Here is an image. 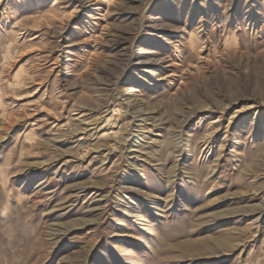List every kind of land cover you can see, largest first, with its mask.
I'll list each match as a JSON object with an SVG mask.
<instances>
[{
  "label": "rangeland",
  "instance_id": "374dc122",
  "mask_svg": "<svg viewBox=\"0 0 264 264\" xmlns=\"http://www.w3.org/2000/svg\"><path fill=\"white\" fill-rule=\"evenodd\" d=\"M0 264H264V0H0Z\"/></svg>",
  "mask_w": 264,
  "mask_h": 264
},
{
  "label": "bare ground",
  "instance_id": "6f19581e",
  "mask_svg": "<svg viewBox=\"0 0 264 264\" xmlns=\"http://www.w3.org/2000/svg\"><path fill=\"white\" fill-rule=\"evenodd\" d=\"M139 111H141V109Z\"/></svg>",
  "mask_w": 264,
  "mask_h": 264
}]
</instances>
